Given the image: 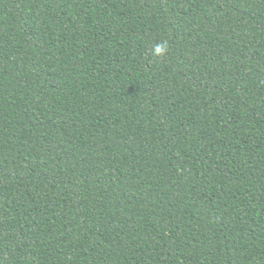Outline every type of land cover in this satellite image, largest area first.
Masks as SVG:
<instances>
[{
	"label": "trees",
	"instance_id": "1",
	"mask_svg": "<svg viewBox=\"0 0 264 264\" xmlns=\"http://www.w3.org/2000/svg\"><path fill=\"white\" fill-rule=\"evenodd\" d=\"M0 264H264V0H0Z\"/></svg>",
	"mask_w": 264,
	"mask_h": 264
},
{
	"label": "clouds",
	"instance_id": "2",
	"mask_svg": "<svg viewBox=\"0 0 264 264\" xmlns=\"http://www.w3.org/2000/svg\"><path fill=\"white\" fill-rule=\"evenodd\" d=\"M169 51V42L167 40H163L154 45L151 55L153 56V58H162L165 57Z\"/></svg>",
	"mask_w": 264,
	"mask_h": 264
}]
</instances>
